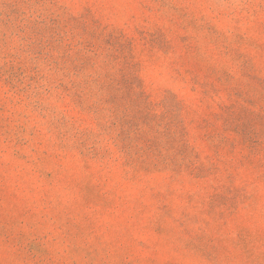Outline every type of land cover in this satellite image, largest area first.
I'll use <instances>...</instances> for the list:
<instances>
[{
  "label": "rangeland",
  "instance_id": "obj_1",
  "mask_svg": "<svg viewBox=\"0 0 264 264\" xmlns=\"http://www.w3.org/2000/svg\"><path fill=\"white\" fill-rule=\"evenodd\" d=\"M0 264H264V0H0Z\"/></svg>",
  "mask_w": 264,
  "mask_h": 264
}]
</instances>
